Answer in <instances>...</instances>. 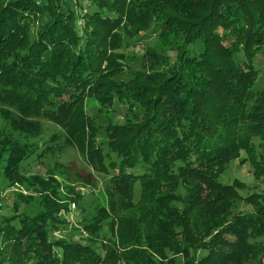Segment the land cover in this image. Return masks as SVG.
I'll list each match as a JSON object with an SVG mask.
<instances>
[{"label":"trees","instance_id":"16d2710c","mask_svg":"<svg viewBox=\"0 0 264 264\" xmlns=\"http://www.w3.org/2000/svg\"><path fill=\"white\" fill-rule=\"evenodd\" d=\"M83 4L84 17L73 0H0V114L27 138L3 136L0 161L6 155L5 177L33 155L42 163L52 144L28 140L47 120L63 131L59 148L110 172L108 202L78 220L89 235L77 239L51 236L54 212L13 214L0 264H264V191L243 197L244 182L219 181L239 159L264 184L254 65L264 57V0ZM150 28L162 39L149 51L153 64L125 75L127 43ZM238 200L251 209L234 213Z\"/></svg>","mask_w":264,"mask_h":264},{"label":"rangeland","instance_id":"374dc122","mask_svg":"<svg viewBox=\"0 0 264 264\" xmlns=\"http://www.w3.org/2000/svg\"><path fill=\"white\" fill-rule=\"evenodd\" d=\"M73 1L78 4L77 10L81 11L84 17L87 7L83 4V7L79 8L83 0ZM82 21L83 19L79 17V26ZM153 29L150 28L141 34L142 36L138 35L133 40H128L130 42L127 43L125 50L127 55L125 75L130 72H144L149 69L150 64H153L149 51L155 44L158 46L161 39L159 31ZM160 52L164 57L162 49ZM254 65L259 69L257 89L262 90L264 89V57L258 55L254 59ZM86 109L90 115H94L97 109L96 103L88 101ZM113 110L117 114V119L122 121L125 117L124 105L116 101ZM39 122L42 127L39 138L28 141L38 142L40 148L52 144V151L42 159V163L33 155L22 164L20 173H10L5 177L3 168L6 155L0 161V221L5 223L0 224V233L4 230L7 220L14 216L13 214L40 216L43 213L54 212L53 215L59 219V228L51 236L67 240L77 239L79 234L87 237L88 232L81 230V222L78 223V220L85 222L97 213L99 208L106 206L110 172L95 171L73 146L59 148L64 138L62 129L44 119H40ZM17 131L13 132L10 124L0 114V141L7 134L9 142L10 140L26 142L25 135ZM234 179L246 184L247 188L240 191L243 197L254 190L264 191V184L256 183L251 177L248 163L241 164L239 159L230 162L219 177V181L224 184L231 183ZM250 209L246 202L238 200L234 206V213H244ZM104 225L102 235L109 236L107 221Z\"/></svg>","mask_w":264,"mask_h":264}]
</instances>
